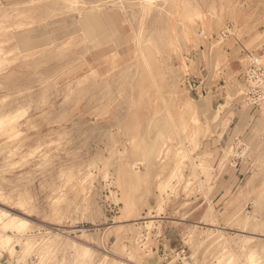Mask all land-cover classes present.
<instances>
[{"label":"rangeland","instance_id":"374dc122","mask_svg":"<svg viewBox=\"0 0 264 264\" xmlns=\"http://www.w3.org/2000/svg\"><path fill=\"white\" fill-rule=\"evenodd\" d=\"M139 1L0 0V264H264V0Z\"/></svg>","mask_w":264,"mask_h":264},{"label":"bare ground","instance_id":"6f19581e","mask_svg":"<svg viewBox=\"0 0 264 264\" xmlns=\"http://www.w3.org/2000/svg\"><path fill=\"white\" fill-rule=\"evenodd\" d=\"M162 1H169V0H162ZM158 2V0H140L139 3H140V9H139V13L142 17L146 16L149 11L151 10V8L155 5V3ZM54 3H57V5L61 6V7H65L67 9H70V10H75V9H79V7L77 6L78 3H79V0H54ZM83 3V2H82ZM85 4V3H84ZM87 4V3H86ZM189 4V3H188ZM170 5V4H169ZM84 7H87L85 8V10L87 11L88 13V24L89 26L90 25H93L94 21L97 20L98 17H101L103 19H107L109 18V22H106L105 23V27L106 28H109L110 29V33H111V36H110V39L111 38H115L116 35H117V32L118 30L116 29V25H115V14H116V11L115 9L113 10H108L107 8H103V7H100V8H97V7H94V8H91V10H89L88 8H90L89 6H85ZM164 7V5H163ZM122 10V9H121ZM106 11H110V15H107L105 14L104 12ZM124 14V13H123ZM190 14V13H189ZM125 16V14H124ZM190 17V16H189ZM117 18V17H116ZM127 20V19H126ZM39 23V22H38ZM117 23V22H116ZM133 25V24H132ZM140 32L138 34H136V40L137 42L140 41ZM94 39V38H93ZM20 42H23L24 41V38L21 40L19 39ZM108 39L107 37L106 38H100V42H97L99 45L100 44H104V43H107ZM107 45V44H106ZM110 45V44H109ZM107 47V46H106ZM108 48V47H107ZM143 55L144 54V51L143 49L140 47V49H138ZM99 51V50H98ZM97 51V53H98ZM107 51V49H106ZM107 53V52H106ZM94 55V54H93ZM100 55V54H99ZM98 55V56H99ZM146 56V55H145ZM172 60V59H171ZM150 72L152 73V68H150ZM241 90V89H240ZM5 98V97H4ZM202 101V104L201 106L197 104V102H195V100L193 98H188L186 101H185V108L188 110V109H192L193 111L191 112L190 114V118L194 121V122H199V123H202L203 124V121H201V117H200V114H202V112L204 113L206 111V109H208V106L210 105V100H209V96H204L203 99L201 100ZM226 105L224 103H221L220 106H219V109L215 110V112L211 115H206L205 116V121L206 122H218L221 118V112H222V109H224ZM204 115V114H203ZM15 118V116H11V115H7V116H0V133L1 132H5V131H9L10 129H13L14 128V124H13V119ZM201 124V125H202ZM200 130L197 129L196 130V133L197 131ZM113 131V130H112ZM247 144V143H246ZM179 151V149H178ZM178 154V153H177ZM177 165V164H176ZM121 171H124L127 173V169L125 167H122L121 168ZM167 180V179H166ZM165 180V181H166ZM169 180V179H168ZM166 183V182H165ZM198 183V182H197ZM164 184V183H163ZM161 185V183H160ZM19 205L21 207H24L25 204L23 202H20ZM24 212V211H22ZM152 221V220H150ZM0 222H1V228H0V248H3V249H9L10 250V254H13L14 253V250L16 249L12 243H13V236L6 231L7 228H17L19 230L21 229H24L27 227V225L29 224V220L25 217H21L17 214H12L10 213L7 209L5 208H0ZM146 225H150L149 221H146ZM145 226V225H144ZM221 233V232H220ZM222 233L219 235L221 236ZM30 237L31 236H28L27 237V241L24 243L26 244L25 246V252H28L30 251L31 249L35 248L36 245H35V241H30ZM251 239V237H249L247 240H246V244L249 242V240ZM50 240V239H49ZM46 245V244H45ZM75 246V245H74ZM52 248V247H50ZM51 250V249H50ZM90 247L88 246H85L84 249L81 251L82 252V257L83 256H88L90 254ZM24 252V253H25ZM47 253V252H46ZM256 254L257 252L255 250H250L248 252V258H249V261H250V264H257V259H256ZM23 257V256H22ZM44 255L41 254V260L43 259ZM108 257V256H107ZM24 260V259H23ZM54 264H61L60 261H53ZM105 262V261H104ZM102 264H108V263H102ZM112 264H128L127 262H124V261H121V260H116L114 261ZM226 264V263H224Z\"/></svg>","mask_w":264,"mask_h":264}]
</instances>
